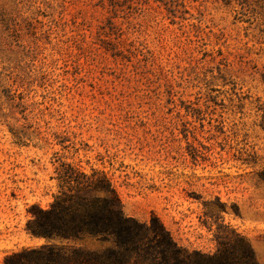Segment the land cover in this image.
Here are the masks:
<instances>
[{"label":"rangeland","instance_id":"374dc122","mask_svg":"<svg viewBox=\"0 0 264 264\" xmlns=\"http://www.w3.org/2000/svg\"><path fill=\"white\" fill-rule=\"evenodd\" d=\"M104 172L180 244L264 264V0H0V264L56 168Z\"/></svg>","mask_w":264,"mask_h":264},{"label":"trees","instance_id":"16d2710c","mask_svg":"<svg viewBox=\"0 0 264 264\" xmlns=\"http://www.w3.org/2000/svg\"><path fill=\"white\" fill-rule=\"evenodd\" d=\"M57 189L47 206L27 209L24 230L45 241L4 256V264H260L247 238L215 233L214 251L188 248L161 220L126 214L107 175L70 163L56 168Z\"/></svg>","mask_w":264,"mask_h":264}]
</instances>
